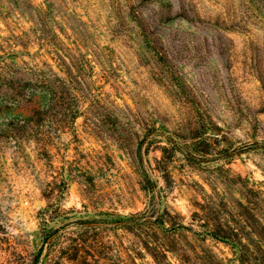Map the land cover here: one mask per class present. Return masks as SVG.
Returning <instances> with one entry per match:
<instances>
[{
    "label": "rangeland",
    "instance_id": "1",
    "mask_svg": "<svg viewBox=\"0 0 264 264\" xmlns=\"http://www.w3.org/2000/svg\"><path fill=\"white\" fill-rule=\"evenodd\" d=\"M153 249L264 264V0H0V264Z\"/></svg>",
    "mask_w": 264,
    "mask_h": 264
},
{
    "label": "trees",
    "instance_id": "2",
    "mask_svg": "<svg viewBox=\"0 0 264 264\" xmlns=\"http://www.w3.org/2000/svg\"><path fill=\"white\" fill-rule=\"evenodd\" d=\"M210 230L212 232L211 234H213L214 237L218 238L217 234L213 232V230H215L214 225H212V228H210ZM153 256L157 261V264H173L168 260V256L165 250L153 249Z\"/></svg>",
    "mask_w": 264,
    "mask_h": 264
}]
</instances>
